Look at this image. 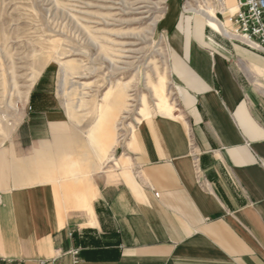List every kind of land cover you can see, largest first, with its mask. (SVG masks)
Masks as SVG:
<instances>
[{"label":"crops","instance_id":"obj_1","mask_svg":"<svg viewBox=\"0 0 264 264\" xmlns=\"http://www.w3.org/2000/svg\"><path fill=\"white\" fill-rule=\"evenodd\" d=\"M173 3L179 110L145 118L115 162L50 74L28 93L25 136L0 147V264H264V52Z\"/></svg>","mask_w":264,"mask_h":264},{"label":"rangeland","instance_id":"obj_2","mask_svg":"<svg viewBox=\"0 0 264 264\" xmlns=\"http://www.w3.org/2000/svg\"><path fill=\"white\" fill-rule=\"evenodd\" d=\"M174 1L0 0V147L21 132L25 136L20 132L25 102L43 75L53 77L51 86L66 89L69 116L81 118L82 140L103 153L106 166L124 155L131 133L144 120L138 114L141 101L154 108L152 85L159 75L166 77L173 114L179 110L166 30ZM208 7L222 23L232 17L218 0H178L176 10L215 30L200 12ZM210 27L207 33L217 42L244 44ZM115 91L126 100L123 106L117 97L109 104L104 100ZM159 115L167 116L156 110L151 116Z\"/></svg>","mask_w":264,"mask_h":264},{"label":"bare ground","instance_id":"obj_3","mask_svg":"<svg viewBox=\"0 0 264 264\" xmlns=\"http://www.w3.org/2000/svg\"><path fill=\"white\" fill-rule=\"evenodd\" d=\"M219 4L221 5V8H223L224 3L223 0H218ZM239 10V9H238ZM238 10L236 12H238ZM200 12H202L208 19L209 24L216 30L223 32L228 37H234L239 38L241 41H243L245 44L248 43L252 45L253 47H256L254 43H251L248 41L247 37H244L242 35H238L237 33L233 31H230L225 27V25L219 21L217 15H216V9L214 8H207L203 9L201 8ZM258 48V47H257ZM152 92L153 97L156 99V103L154 105V108H152L148 103L147 100L142 98L141 101V109L139 110L138 114L140 118L143 120L147 117H150L152 115V112L156 110L157 113L165 114L169 117H173V110L175 109V106L169 101L168 94H167V84H166V77L165 75H159L157 82L152 85ZM116 95V96H115ZM114 97H117L119 100L118 103L119 106H123L126 103V100L122 97V95H119L117 91L111 92L107 94L104 98L107 102ZM105 101V102H106ZM130 101H133L132 99ZM111 102V101H110ZM108 102V104L110 103ZM131 105V104H130Z\"/></svg>","mask_w":264,"mask_h":264},{"label":"built area","instance_id":"obj_4","mask_svg":"<svg viewBox=\"0 0 264 264\" xmlns=\"http://www.w3.org/2000/svg\"><path fill=\"white\" fill-rule=\"evenodd\" d=\"M237 7L238 12L231 17L236 28L234 32L247 37L256 47L248 43H244L245 45L264 52V1L238 0Z\"/></svg>","mask_w":264,"mask_h":264}]
</instances>
